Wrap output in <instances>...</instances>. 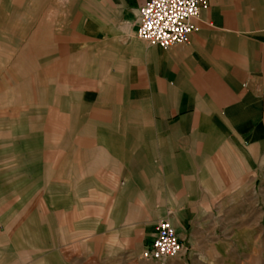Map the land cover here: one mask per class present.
Returning a JSON list of instances; mask_svg holds the SVG:
<instances>
[{"label": "crops", "instance_id": "0c3cea01", "mask_svg": "<svg viewBox=\"0 0 264 264\" xmlns=\"http://www.w3.org/2000/svg\"><path fill=\"white\" fill-rule=\"evenodd\" d=\"M144 2L99 0L74 14L63 58L80 68L75 87L66 79L80 97L67 103L76 116L66 138L84 169L103 171L97 184L112 187L99 201L100 234L120 244L137 234L142 247L166 218L195 250L197 236L215 233L264 183V0H211L188 42L167 49L137 36ZM0 160L9 161L5 140ZM75 178L60 181L94 184Z\"/></svg>", "mask_w": 264, "mask_h": 264}, {"label": "rangeland", "instance_id": "374dc122", "mask_svg": "<svg viewBox=\"0 0 264 264\" xmlns=\"http://www.w3.org/2000/svg\"><path fill=\"white\" fill-rule=\"evenodd\" d=\"M97 2L0 0V145H9V161L0 162L9 175L6 184L0 174V264H264V183L177 258L143 261L137 234L120 244L99 233V201L112 187L97 184L103 171L84 169L66 138L76 116L67 103L80 97L66 79L75 87L80 68L63 58L73 49L74 14ZM66 177L94 184L67 187Z\"/></svg>", "mask_w": 264, "mask_h": 264}, {"label": "built area", "instance_id": "2783aa9c", "mask_svg": "<svg viewBox=\"0 0 264 264\" xmlns=\"http://www.w3.org/2000/svg\"><path fill=\"white\" fill-rule=\"evenodd\" d=\"M211 0H145L138 8L137 36L151 46L167 49L185 44L202 9ZM151 25V27H149ZM186 251L169 219L155 225L154 237L140 251L143 261L163 262Z\"/></svg>", "mask_w": 264, "mask_h": 264}, {"label": "snow or ice", "instance_id": "6c2138e0", "mask_svg": "<svg viewBox=\"0 0 264 264\" xmlns=\"http://www.w3.org/2000/svg\"><path fill=\"white\" fill-rule=\"evenodd\" d=\"M149 27H151V25H149Z\"/></svg>", "mask_w": 264, "mask_h": 264}]
</instances>
